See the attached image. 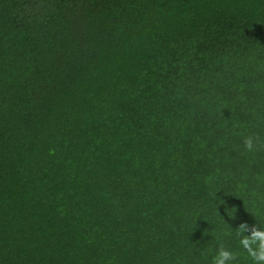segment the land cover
<instances>
[{
    "label": "trees",
    "instance_id": "obj_1",
    "mask_svg": "<svg viewBox=\"0 0 264 264\" xmlns=\"http://www.w3.org/2000/svg\"><path fill=\"white\" fill-rule=\"evenodd\" d=\"M256 219L264 0H0V264H250Z\"/></svg>",
    "mask_w": 264,
    "mask_h": 264
},
{
    "label": "clouds",
    "instance_id": "obj_2",
    "mask_svg": "<svg viewBox=\"0 0 264 264\" xmlns=\"http://www.w3.org/2000/svg\"><path fill=\"white\" fill-rule=\"evenodd\" d=\"M244 148L248 152L257 151V141L249 136L244 139ZM232 216V212L227 213ZM232 234V229L226 233ZM235 235L238 238L240 247L244 250L250 264H264V220H255L249 224L247 221L241 222L235 227ZM238 254L234 250L220 247L216 255L212 257L211 264H239Z\"/></svg>",
    "mask_w": 264,
    "mask_h": 264
}]
</instances>
